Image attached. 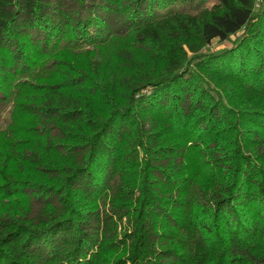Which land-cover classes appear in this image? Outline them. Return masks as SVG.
Here are the masks:
<instances>
[{"label":"trees","instance_id":"1","mask_svg":"<svg viewBox=\"0 0 264 264\" xmlns=\"http://www.w3.org/2000/svg\"><path fill=\"white\" fill-rule=\"evenodd\" d=\"M4 116L0 264H264V0H0Z\"/></svg>","mask_w":264,"mask_h":264},{"label":"rangeland","instance_id":"2","mask_svg":"<svg viewBox=\"0 0 264 264\" xmlns=\"http://www.w3.org/2000/svg\"><path fill=\"white\" fill-rule=\"evenodd\" d=\"M235 38L233 37L232 40H234ZM225 47L224 43H220L218 41H214L212 43L211 46H209L207 48V52H213V51H220ZM6 121H7V116H4L1 120H0V129L4 128L6 126Z\"/></svg>","mask_w":264,"mask_h":264}]
</instances>
